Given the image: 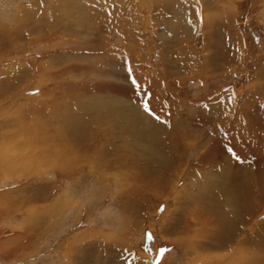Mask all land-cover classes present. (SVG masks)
<instances>
[{"label":"rangeland","instance_id":"obj_1","mask_svg":"<svg viewBox=\"0 0 264 264\" xmlns=\"http://www.w3.org/2000/svg\"><path fill=\"white\" fill-rule=\"evenodd\" d=\"M0 142V264H264V0H0Z\"/></svg>","mask_w":264,"mask_h":264},{"label":"bare ground","instance_id":"obj_2","mask_svg":"<svg viewBox=\"0 0 264 264\" xmlns=\"http://www.w3.org/2000/svg\"><path fill=\"white\" fill-rule=\"evenodd\" d=\"M3 24H4V23H3ZM1 29H2V28H1ZM70 124H71V123H70ZM21 127H22V126H21ZM68 128H69V127H68ZM17 130H18V129H17ZM5 131H6V130H5ZM21 132H22V131H21ZM8 134H9V133H8ZM12 136H13V135H12ZM12 136H11V137H12ZM13 137H14V136H13ZM2 140H3V139H2ZM4 141H5V140H4ZM19 141H20V140H19ZM6 142H7V141H6ZM0 143H1V142H0ZM21 145H22V144H21ZM14 147L16 148V146H14ZM10 148H11V147L8 146V144H4V145H3V144H0V153H3L4 151H8V152H9V151H10ZM31 149H32V148H31ZM16 151H17V150H15L14 152H16ZM22 151H23V150H22ZM33 151H34V150H33ZM5 153H6V152H5ZM12 153H13V151H12ZM15 154H16V153H15ZM17 154H18V153H17ZM17 154H16V155H17ZM20 155H21V154H20ZM23 155H24V154H23ZM4 159H5V158H0V163H1V162L3 163V162L5 161ZM2 163H1V165H3ZM15 163H16V162H15ZM236 198H238V197H236ZM240 204H241V203H240ZM242 204H243V203H242ZM10 240H11V239H10ZM1 250H2V249H1Z\"/></svg>","mask_w":264,"mask_h":264},{"label":"snow or ice","instance_id":"obj_3","mask_svg":"<svg viewBox=\"0 0 264 264\" xmlns=\"http://www.w3.org/2000/svg\"><path fill=\"white\" fill-rule=\"evenodd\" d=\"M157 119H159V117H157ZM147 239L148 240H152L153 239V237L151 236V234L149 233V234H147Z\"/></svg>","mask_w":264,"mask_h":264}]
</instances>
